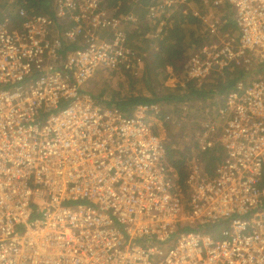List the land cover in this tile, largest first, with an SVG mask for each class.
Here are the masks:
<instances>
[{
    "label": "built area",
    "instance_id": "obj_1",
    "mask_svg": "<svg viewBox=\"0 0 264 264\" xmlns=\"http://www.w3.org/2000/svg\"><path fill=\"white\" fill-rule=\"evenodd\" d=\"M58 1V15L77 22L63 32L82 36L64 62L50 17L22 10L21 28L0 24V264H264V209L254 212L264 200V0L150 8L198 17L209 37L189 63L198 84L230 64L262 75L205 118L200 150H222L210 163L199 153L187 194L147 120L159 107L123 113L84 88L101 68L142 73L126 45L128 30L143 27L137 15L121 2ZM221 5L231 7L228 29ZM220 219L222 239L201 230Z\"/></svg>",
    "mask_w": 264,
    "mask_h": 264
},
{
    "label": "trees",
    "instance_id": "obj_2",
    "mask_svg": "<svg viewBox=\"0 0 264 264\" xmlns=\"http://www.w3.org/2000/svg\"><path fill=\"white\" fill-rule=\"evenodd\" d=\"M120 2L127 10L136 14L138 21L143 25V27L128 30L129 37L126 45L145 64L140 75H136L124 66L120 67L121 70L112 69L114 74L116 72L120 74L116 86H100L98 91H92L87 87L86 91L97 104L110 105L123 113H129L138 106H158L159 110L150 112L147 117L148 121L153 122V127L159 131L156 121H160L168 132L174 133L177 129L181 132L189 125L191 118L190 124L195 126L203 124L205 118L210 115L217 116L219 107L226 100V96L239 88L241 83L252 82V75L259 72V70H244L235 64H230L222 69L223 74H216L218 72L214 71L200 79L198 84L199 80L188 76L189 63L191 57L206 44L209 37L199 30L200 21L192 13L193 10L166 16V13L151 11L150 8L156 5L158 0H136L138 5H142L141 7L137 6L135 0H105L103 4L104 7L111 8ZM58 4V0H0V24L7 21L10 23L4 24L9 29L20 28L28 20L27 16L21 15L22 10H25L27 15L50 17L53 20L51 35L58 37L62 42L60 62H64L68 53L81 47L79 40L82 36H78L77 41H74L63 32V29H68L73 24L76 26L77 22L66 15L59 16ZM191 4H200V0H192ZM186 7L191 8L189 5ZM221 8L218 12L226 21L224 29H228L232 24L231 7L221 5ZM38 76L40 74L35 72L34 76L27 77L26 81L30 83ZM169 79L173 82L168 83ZM163 141L166 153L179 173L178 181L181 189H184L187 194L186 182L189 170H187L188 164L183 161L182 147L179 146V141L169 138ZM198 147L196 142V148ZM220 150L222 145L216 144L201 153L207 162H212L217 159L216 155ZM263 209L264 200L254 212ZM224 224H227V228L229 227L228 219L207 224L201 230L217 239H222Z\"/></svg>",
    "mask_w": 264,
    "mask_h": 264
},
{
    "label": "rangeland",
    "instance_id": "obj_3",
    "mask_svg": "<svg viewBox=\"0 0 264 264\" xmlns=\"http://www.w3.org/2000/svg\"><path fill=\"white\" fill-rule=\"evenodd\" d=\"M159 1H161V0H158V2ZM192 6L195 10H198L200 12H204L207 9V7H205L201 3L197 4V5L192 4ZM4 23L9 24L10 22L6 21ZM21 27H22V25H21ZM17 28H19V27H17ZM148 63L151 64L150 61H148ZM143 64H145V62L142 63V67H143ZM146 66H147V64H146ZM117 70H121V68H118ZM170 70H171V67H170ZM119 76H120V74L117 72L114 74L112 69L101 68L100 70H97L92 75V77L89 79V81L84 84V88L88 87L92 91L93 90L98 91V88L100 86H105V85H110L111 87L116 86L118 83ZM260 77H262V75L258 74V73L255 75H252L253 80L258 79ZM172 82H173V80L169 79L168 83H172ZM136 108H134L132 111L136 110ZM132 111H129V113H131ZM191 119L189 121V125H187V126L185 125L186 126L185 130L180 132V131H178L180 129H177V130H175L174 133L168 132V130L164 126H162V123L160 121H156L158 124L157 128L159 129L158 134L160 135V138H161L160 140H162L163 143H164L163 139L166 140L167 138H169L170 140L179 141V146L181 145L182 148L181 147L180 148L182 149V151L184 153L183 161L188 164L187 170H189V175H190V170H192L194 167L196 169L197 165L203 164V162L201 160H198V158H200L199 153L201 154L202 159L205 162H207L206 158L201 153L204 151H201L200 147H198V149L196 148V142L198 143V146H199L200 138L198 135V131L201 128L202 124L193 126L190 124V122H192ZM210 162H207V163H210ZM166 164L168 165V167H171L173 169V171L174 170L177 171L175 169V166H173V164L171 163V161L168 157V154H167ZM183 192L186 194L184 189H183Z\"/></svg>",
    "mask_w": 264,
    "mask_h": 264
}]
</instances>
